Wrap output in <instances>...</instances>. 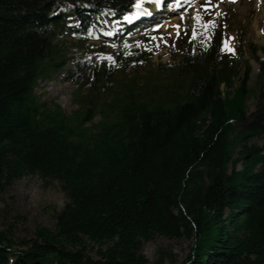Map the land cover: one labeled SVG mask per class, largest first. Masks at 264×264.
I'll use <instances>...</instances> for the list:
<instances>
[{
  "label": "trees",
  "instance_id": "obj_1",
  "mask_svg": "<svg viewBox=\"0 0 264 264\" xmlns=\"http://www.w3.org/2000/svg\"><path fill=\"white\" fill-rule=\"evenodd\" d=\"M133 1L0 0V189L37 176L66 198L54 230L37 227L18 249L0 233V264H148L142 248L156 238L190 241L184 264H264V147L253 143L263 109L237 124L250 68L234 86L236 58L216 29L201 44L182 38L179 64L160 68L171 81L151 90L115 89L118 74L148 62L122 52L80 72L70 114L34 92L71 60L55 43L60 8L85 44Z\"/></svg>",
  "mask_w": 264,
  "mask_h": 264
},
{
  "label": "rangeland",
  "instance_id": "obj_2",
  "mask_svg": "<svg viewBox=\"0 0 264 264\" xmlns=\"http://www.w3.org/2000/svg\"><path fill=\"white\" fill-rule=\"evenodd\" d=\"M177 5L169 3L164 7L168 12H172ZM67 11V8H62L59 12L64 14ZM137 11L138 9L134 13ZM183 14H173L159 25L138 33H119V38L114 41L116 46L108 45L104 39L101 42L79 43L70 32L71 28L78 25V21L73 16H66L61 21L62 35L57 37L55 43L66 58L71 60L59 70L51 72L48 78L38 81L34 90L36 96L41 102L57 105L66 114H70L78 107L73 99L78 90L77 82L80 81L79 69L90 65L108 64L114 55L122 51L143 53L145 56L142 58L147 57L148 62L130 68L124 76L118 74L116 85L119 88L115 89L136 83L140 88L151 90L161 82L171 81V74L166 71L162 73L160 68H174L179 64L180 53L177 54L175 48L180 38H185L187 44L201 43L206 39L205 30L209 26L210 29L216 28V31L221 32L223 48L227 54L236 57L239 72L234 86L238 85L241 71L246 66L250 68L246 84V116L254 115L263 109L264 70H261V65H264V0H193L188 5L187 12ZM196 17L199 19H195ZM111 24L114 26L115 20H112ZM176 25H179L178 29ZM250 46H254L255 55H251ZM221 91H225L223 86ZM99 120L97 114L93 123L96 124ZM253 143L264 147V137L254 140ZM65 204L66 198L57 183H48L37 176H24L5 190L0 189V233L11 235L16 243L15 248L18 249V242L31 238L37 227L54 230L53 214L60 211ZM190 248V241L185 239L156 238L153 242L143 245L142 253L148 264H158L159 259L163 264H184ZM95 252L96 247L89 250L88 255L97 260Z\"/></svg>",
  "mask_w": 264,
  "mask_h": 264
},
{
  "label": "snow or ice",
  "instance_id": "obj_3",
  "mask_svg": "<svg viewBox=\"0 0 264 264\" xmlns=\"http://www.w3.org/2000/svg\"><path fill=\"white\" fill-rule=\"evenodd\" d=\"M145 2H154L157 7H159L161 4V0H145ZM141 3H142V0H136V4L133 5V7L138 9V11L131 14V16H125L124 19L128 20L130 18H135V17L139 16L140 14H142V12H147V9H141ZM195 19H199V17H196ZM175 27L178 29L179 25H176ZM107 35H111V33H107ZM194 35H195V31H193V36ZM225 46L227 47V42H225ZM228 50L231 51L230 48Z\"/></svg>",
  "mask_w": 264,
  "mask_h": 264
},
{
  "label": "water",
  "instance_id": "obj_4",
  "mask_svg": "<svg viewBox=\"0 0 264 264\" xmlns=\"http://www.w3.org/2000/svg\"><path fill=\"white\" fill-rule=\"evenodd\" d=\"M34 264H38V263H34Z\"/></svg>",
  "mask_w": 264,
  "mask_h": 264
},
{
  "label": "bare ground",
  "instance_id": "obj_5",
  "mask_svg": "<svg viewBox=\"0 0 264 264\" xmlns=\"http://www.w3.org/2000/svg\"><path fill=\"white\" fill-rule=\"evenodd\" d=\"M175 1V0H174Z\"/></svg>",
  "mask_w": 264,
  "mask_h": 264
}]
</instances>
